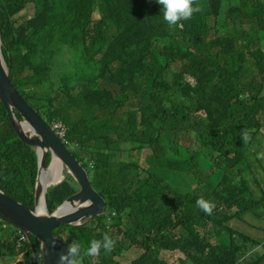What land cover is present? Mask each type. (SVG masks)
<instances>
[{"label": "trees", "instance_id": "obj_1", "mask_svg": "<svg viewBox=\"0 0 264 264\" xmlns=\"http://www.w3.org/2000/svg\"><path fill=\"white\" fill-rule=\"evenodd\" d=\"M222 2L196 0L201 11L170 27L157 0H0L13 85L69 126L107 202L92 223L53 231L80 245L76 264H168L162 251L181 252V264H264V239L247 233L264 237V0ZM37 170L0 101L1 188L33 209ZM75 190L71 175L52 187L49 212ZM105 234L113 249L86 255ZM16 239L0 233V257L20 254ZM34 242L37 261L25 242L15 264H42Z\"/></svg>", "mask_w": 264, "mask_h": 264}, {"label": "water", "instance_id": "obj_2", "mask_svg": "<svg viewBox=\"0 0 264 264\" xmlns=\"http://www.w3.org/2000/svg\"><path fill=\"white\" fill-rule=\"evenodd\" d=\"M3 34L0 22V100L8 112L18 138L37 151L38 171L35 183L34 208L30 209L12 198L0 187V216L22 230L36 253L37 239L43 264H59L60 255L67 254L69 244L53 235L60 225L85 226L105 213L107 202L93 187L83 164L56 135L52 127L25 101L10 79V70L3 54ZM19 114V116L17 115ZM21 117V118H20ZM66 168L77 184L76 191L53 212L47 207L46 194L51 185L46 180L48 154ZM62 181V180H61ZM59 181L55 185L61 183ZM70 260L73 257H69Z\"/></svg>", "mask_w": 264, "mask_h": 264}, {"label": "clouds", "instance_id": "obj_3", "mask_svg": "<svg viewBox=\"0 0 264 264\" xmlns=\"http://www.w3.org/2000/svg\"><path fill=\"white\" fill-rule=\"evenodd\" d=\"M157 3L161 6V12L160 14H162V18H163V21L165 23H167L170 27H173V26H179V27H183V25L180 23L181 21H184V20H189L192 18L193 14L194 13H197V12H200L201 11V8L196 5V0H157ZM196 5V6H194ZM1 22V20H0ZM1 31H2V26H1ZM2 34H3V31H2ZM4 41V40H3ZM4 45V43H3ZM12 82V81H11ZM15 87V86H14ZM17 89V88H16ZM19 92V91H18ZM21 95V94H20ZM22 96V95H21ZM23 97V96H22ZM24 98V97H23ZM1 101V100H0ZM26 101V100H25ZM2 103V102H1ZM4 106V105H3ZM5 108V107H4ZM6 110V109H5ZM7 111V110H6ZM37 112V111H36ZM38 113V112H37ZM8 114V112H7ZM39 114V113H38ZM17 115L19 116V114L17 113ZM40 115V114H39ZM197 115L199 116V118H202V116L205 115V113L203 112V110L199 113H197ZM21 118V117H20ZM44 119V118H43ZM10 120V119H9ZM45 120V119H44ZM46 121V120H45ZM47 122V121H46ZM11 123V122H10ZM51 127L52 129L55 131L56 135L59 137V139L62 141V143L64 144V146L66 148L69 149V151L71 152V148H70V145H71V140L69 138V126H67L64 122H61V121H52L51 123L47 122ZM56 123H63L64 126L66 127V141L64 139H62L57 131L54 129V124ZM15 131V130H14ZM244 139H245V143L248 142L249 140V135L247 134V132H245L244 134ZM18 137V136H17ZM77 145V143H76ZM35 149V148H34ZM36 151V149H35ZM37 153V151H36ZM72 153V152H71ZM50 154V153H49ZM76 157V156H75ZM77 158V157H76ZM261 159H264V153H261L260 154V157ZM47 159V158H46ZM78 159V158H77ZM79 160V159H78ZM81 162V161H80ZM82 163V162H81ZM83 164V163H82ZM49 166H51V161H50V164L46 167V164H45V167L48 168ZM86 169V168H85ZM87 170V169H86ZM38 171V170H37ZM66 172V173H65ZM88 172V171H87ZM63 178L61 179L62 181H64L67 177V169L64 167L63 168ZM89 174V173H88ZM90 177V176H89ZM73 178V177H72ZM60 180V181H61ZM61 181V183H62ZM59 182V181H58ZM61 183L55 185V184H51V187H56L58 185H60ZM92 183V182H91ZM49 189V190H50ZM76 189H77V184H76ZM76 191V190H75ZM49 192V191H48ZM6 193V192H5ZM7 194V193H6ZM47 195V194H46ZM101 195V194H100ZM10 196V195H9ZM102 196V195H101ZM103 197V196H102ZM13 198V197H12ZM34 200H35V191H34ZM197 206L203 211L205 212L207 215H212L213 213V209L215 208V204L208 201V200H205L204 198H200L197 200ZM26 206V205H25ZM34 208V206H33ZM31 209V208H30ZM95 220V219H94ZM93 220V221H94ZM92 221V222H93ZM91 222V223H92ZM12 229L14 232H16L18 234L17 236V239H16V251H20V254H18V256H14V255H11V254H6L4 256H1L0 258H4V257H8V256H13V257H18L19 261L21 262H24L25 261V258H26V254L21 251L20 249L23 247V244L25 242H28V237L27 235L20 229H18L17 227L11 225L9 222H7V220H5L4 218H2L0 216V230H7V229ZM65 239V237H63ZM35 238H33L34 240ZM62 239V238H60ZM37 240V239H36ZM66 241V240H65ZM35 243V242H34ZM38 243V241H37ZM115 240H113L108 234H105L104 237H103V243H101L100 241H97V240H92L91 243H90V246L86 249L85 251V254L88 255V256H95L97 254H99L100 252V249L103 247V249L106 251V252H110L113 247L115 246ZM30 244V243H29ZM31 246V245H30ZM39 246V244H38ZM35 247H36V244H35ZM32 248V247H31ZM33 250V249H32ZM40 250V249H39ZM80 250V245L76 242H73L72 244H69L68 246V252L67 254L65 253H62L60 255V259H59V264H76V261L75 259H72L70 260L69 257H76L78 255V252ZM169 252V251H167ZM41 253V251H40ZM35 258L37 256V254L35 253ZM42 256V255H41ZM42 258V257H41ZM17 259V260H18ZM38 257L35 259L37 261ZM162 259V257H161ZM163 260V259H162ZM19 261H15L11 264H15L16 262H19ZM37 263V262H36ZM168 263V262H166ZM42 264H43V259H42Z\"/></svg>", "mask_w": 264, "mask_h": 264}, {"label": "rangeland", "instance_id": "obj_4", "mask_svg": "<svg viewBox=\"0 0 264 264\" xmlns=\"http://www.w3.org/2000/svg\"><path fill=\"white\" fill-rule=\"evenodd\" d=\"M228 2H230V0H223L222 4L226 5ZM82 66H78V67H68V69H66V73H62V75L64 74H74L75 72H79L81 71ZM86 73L85 70L82 71L81 74H84ZM203 120L206 121L205 118H202ZM129 145V142H125L124 143V147H127ZM70 148H71V152L74 154V155H78L81 159H82V162L86 164L87 162V157L85 156V152L84 151H79V148H77L75 145H73L71 143L70 145ZM132 147L129 145V149H131ZM131 151V150H130ZM133 151V150H132ZM135 152V151H134ZM137 153H133V155H135L139 160H140V155H136ZM124 157H128L129 156V153H124L123 154ZM64 175V173H63ZM1 187V186H0ZM12 187V186H11ZM3 189V188H2ZM12 190L13 192H15V187H12ZM256 225H258L262 230H264V222H259V221H256L255 222ZM0 233L5 235L7 238L9 236H18V234L16 232H14L11 228L10 229H7V230H0ZM250 235L254 236V237H257V238H260V239H264V237H258L256 235H254L250 230H248V232ZM141 253V250L137 247V248H134L132 251H129L127 252V254L124 256V259L127 263L131 262V260L135 257H137L139 254ZM161 257L164 261L168 262V264H181L180 262V258L183 257V254L179 251H175V252H167V251H162L161 252ZM18 257H13V256H8V257H4V258H0V264H11L15 261H17Z\"/></svg>", "mask_w": 264, "mask_h": 264}, {"label": "bare ground", "instance_id": "obj_5", "mask_svg": "<svg viewBox=\"0 0 264 264\" xmlns=\"http://www.w3.org/2000/svg\"><path fill=\"white\" fill-rule=\"evenodd\" d=\"M44 175L47 176L46 180L51 184L58 183L63 178V168L57 159H53V162L49 168L48 172Z\"/></svg>", "mask_w": 264, "mask_h": 264}, {"label": "built area", "instance_id": "obj_6", "mask_svg": "<svg viewBox=\"0 0 264 264\" xmlns=\"http://www.w3.org/2000/svg\"><path fill=\"white\" fill-rule=\"evenodd\" d=\"M54 129L57 131L58 135L66 141V127L63 123L54 124Z\"/></svg>", "mask_w": 264, "mask_h": 264}, {"label": "crops", "instance_id": "obj_7", "mask_svg": "<svg viewBox=\"0 0 264 264\" xmlns=\"http://www.w3.org/2000/svg\"><path fill=\"white\" fill-rule=\"evenodd\" d=\"M17 261H19V259Z\"/></svg>", "mask_w": 264, "mask_h": 264}]
</instances>
